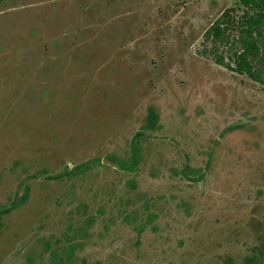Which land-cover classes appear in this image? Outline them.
I'll list each match as a JSON object with an SVG mask.
<instances>
[{
    "label": "rangeland",
    "instance_id": "rangeland-1",
    "mask_svg": "<svg viewBox=\"0 0 264 264\" xmlns=\"http://www.w3.org/2000/svg\"><path fill=\"white\" fill-rule=\"evenodd\" d=\"M238 2L0 0V264H264V85L202 52Z\"/></svg>",
    "mask_w": 264,
    "mask_h": 264
},
{
    "label": "trees",
    "instance_id": "trees-1",
    "mask_svg": "<svg viewBox=\"0 0 264 264\" xmlns=\"http://www.w3.org/2000/svg\"><path fill=\"white\" fill-rule=\"evenodd\" d=\"M202 52L219 65L264 85V0H239L227 8L206 31ZM150 123H154V115ZM137 156L134 149L132 165L137 162ZM114 162L127 167L124 162ZM2 227L0 211V231Z\"/></svg>",
    "mask_w": 264,
    "mask_h": 264
},
{
    "label": "flooded vegetation",
    "instance_id": "flooded-vegetation-1",
    "mask_svg": "<svg viewBox=\"0 0 264 264\" xmlns=\"http://www.w3.org/2000/svg\"><path fill=\"white\" fill-rule=\"evenodd\" d=\"M109 160H111V161H113L114 162V160H112V159H110V158H107V160H105L106 162H108L109 163ZM116 163V162H115ZM109 164H111V163H109ZM114 166V165H113ZM1 211V210H0ZM2 212V211H1ZM3 212H2V217H3ZM3 220V219H2Z\"/></svg>",
    "mask_w": 264,
    "mask_h": 264
},
{
    "label": "water",
    "instance_id": "water-1",
    "mask_svg": "<svg viewBox=\"0 0 264 264\" xmlns=\"http://www.w3.org/2000/svg\"><path fill=\"white\" fill-rule=\"evenodd\" d=\"M109 163H111V164L114 165V166H119L117 163H115V162H113V161H111V160H109Z\"/></svg>",
    "mask_w": 264,
    "mask_h": 264
}]
</instances>
